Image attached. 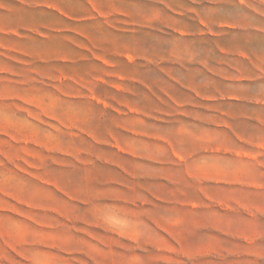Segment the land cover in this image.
I'll use <instances>...</instances> for the list:
<instances>
[{"label": "rangeland", "instance_id": "rangeland-1", "mask_svg": "<svg viewBox=\"0 0 264 264\" xmlns=\"http://www.w3.org/2000/svg\"><path fill=\"white\" fill-rule=\"evenodd\" d=\"M0 264H264V0H0Z\"/></svg>", "mask_w": 264, "mask_h": 264}]
</instances>
